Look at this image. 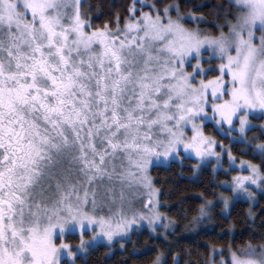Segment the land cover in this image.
Returning <instances> with one entry per match:
<instances>
[{"label":"snow or ice","instance_id":"snow-or-ice-1","mask_svg":"<svg viewBox=\"0 0 264 264\" xmlns=\"http://www.w3.org/2000/svg\"><path fill=\"white\" fill-rule=\"evenodd\" d=\"M187 6L0 0V264H89L105 241L123 248L148 230L167 243L240 200L264 199V123H253L264 121V0L218 5L215 33L200 26L203 6ZM209 123L237 132L233 144L251 155L238 174ZM185 161L193 182L210 167L229 178L210 181L182 225L161 210L173 208L152 172ZM249 232L259 242L235 233L227 249L206 246L203 264H264V235ZM152 253L150 264H184L170 244L140 255Z\"/></svg>","mask_w":264,"mask_h":264},{"label":"trees","instance_id":"trees-1","mask_svg":"<svg viewBox=\"0 0 264 264\" xmlns=\"http://www.w3.org/2000/svg\"><path fill=\"white\" fill-rule=\"evenodd\" d=\"M100 2L101 0H90L92 4ZM148 2H152V0H148ZM172 2L173 0H163V3L166 4ZM180 2L182 5H188L183 9L184 12L191 10L194 4L203 6L199 14L203 15L209 23L201 24L200 26L212 33L216 32L213 22L217 21V15L220 14L218 5H224L232 12L236 11L235 8L229 6V0H180ZM103 3L106 5L105 11L117 10L122 12L123 9L120 6L127 5L128 0H103ZM95 14L93 13V15ZM219 22L222 23L223 21ZM96 23L99 24L100 21H96ZM209 127L213 129L212 132L217 138H224L212 125ZM253 132L259 131H251V133ZM225 139L228 143V138ZM234 150L240 157L252 159L251 155H242L243 152H246L243 144H234ZM190 163V161H185L182 165L180 162H176L170 167L163 165L152 172L154 178L162 181L157 186L168 193L162 199V204L167 203L173 208L172 211L167 208H162V210L171 219L178 220L182 225L188 223V221L180 219V212L184 211L187 213L189 219L191 216L196 215L194 209L199 204V200L196 197L200 193L205 192L209 182L213 179L217 181L228 179V176L222 171L215 173L209 168L200 176L197 182H193L191 173L188 170ZM181 200L187 201L182 206V209L176 207ZM219 211V209H216V213H219ZM250 212L255 218L254 221L249 218ZM212 222L214 224L212 227H204L197 232H185V229L181 227V230L175 236H168L167 243L162 239H155L149 234L148 230H144L140 233H135L131 243L126 242L123 248L118 245L114 248L105 245L99 246L91 251L88 262L89 264H150L155 253L149 256H142L140 253L149 246L166 250L167 244H170L174 253L183 258L184 264H188V261H194L195 264H203V261L208 256V247L227 249L229 245H232L235 233H243L244 238L251 239L253 243L259 242L258 237L253 239L249 229L251 228L259 235H264V227H261L264 224V199H260L254 207H251L247 202L238 201L232 206L231 212L226 218L214 214ZM70 240L73 243H79L78 236L71 237ZM237 244H241L239 238H237Z\"/></svg>","mask_w":264,"mask_h":264},{"label":"rangeland","instance_id":"rangeland-1","mask_svg":"<svg viewBox=\"0 0 264 264\" xmlns=\"http://www.w3.org/2000/svg\"><path fill=\"white\" fill-rule=\"evenodd\" d=\"M205 30H206V31H209L208 29H205ZM218 63H219V61H213L211 66L214 67V66L218 65ZM207 67H209V65H205V68H207ZM218 74H219L218 72L211 73L210 76H209V78H211V77H213V76H215V75H218ZM228 79H229V77L226 75V76H225V80L227 81ZM227 98H228V97L225 96V99H227ZM253 123H255V124H261V123H264V121H261V120H254ZM210 125H212V124L209 123V124L205 127V133H206L207 135H211V136H213L218 142L222 143V144L225 146V148L231 147L232 155L235 156V157L237 158V165H236V167H237V170H238V171H236V172H232L231 175H236V174H238V172H239V160H240V159H245V160H248V159H249V158H245V157L242 158V157H240L239 155H237V154L235 153V150H234V144H233V138L236 137V136L238 135V133L232 131L231 129H229V127H228L227 125H224L222 130H218L216 127H214V126L212 125V126H213V127H214V128H215V129L221 134V136L224 137L223 139H219V138H217V137L213 134V132H212L213 129L209 127ZM189 134H190V133H189ZM247 135H248L249 139H251V138L254 137V136H259L260 133H259V132H253V133L249 132ZM225 138H228V140H229L228 143L225 141V140H226ZM216 150H217V151H220L219 148H217ZM246 151H247V149H246ZM254 162H258V160L254 161ZM223 168H225V169L228 168V163H227V157H226V156L224 157ZM210 169H211V167H210ZM217 172H220V170H217L215 173H217ZM222 172H223V171H222ZM223 173H224V172H223ZM242 174H245V175H246L247 173L244 172V173H242ZM228 178H229V177H228ZM259 200H260V196H259V193H257L256 201H249V200H247V199H245V200H240V201L247 202V203L250 204L251 207H254V206L258 203ZM161 203H162V202H161ZM133 207L136 208V209H139V208H140V204H139V203H135V204L133 205ZM231 209H232V206L229 208L228 212L225 214L226 216H228V215L230 214ZM161 210H162V209H161ZM162 211H163V210H162ZM163 212H164V211H163ZM166 214H167V213H166ZM212 221H213V219H212ZM212 221L208 222L205 226H198L195 230H191V231H187V232H197V231H199L201 228H204V227H208V228H210V227H212V225H214ZM213 227H214V226H213ZM143 231H144V230H143ZM140 232H141V231H140ZM140 232H137V233H140ZM185 232H186V231H185ZM133 235H134V234L131 235V239H132ZM74 236H77V235L68 236V237H66L65 239H66L69 243H71V244H73V245H76V244H78V243H73V242H71V240H70V238H71V237H74ZM84 238H85V240H88V239H89L88 236H85ZM122 243H123L124 246H125V243H126V242H122ZM102 245L107 246V242L105 241V242H104L103 244H101L100 246H102ZM118 246H119V245H118ZM98 247H99V246H98ZM98 247H96V248H98ZM114 247H115V246H112V247H110V248H114ZM119 247H120V246H119ZM96 248H95V249H96ZM120 248H121V247H120ZM78 264H80V262H78Z\"/></svg>","mask_w":264,"mask_h":264}]
</instances>
